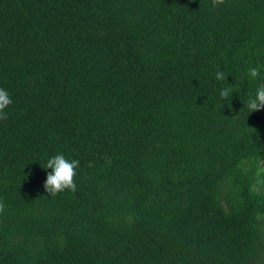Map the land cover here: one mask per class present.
I'll list each match as a JSON object with an SVG mask.
<instances>
[{
    "label": "trees",
    "instance_id": "1",
    "mask_svg": "<svg viewBox=\"0 0 264 264\" xmlns=\"http://www.w3.org/2000/svg\"><path fill=\"white\" fill-rule=\"evenodd\" d=\"M261 84L264 0H0V264H264Z\"/></svg>",
    "mask_w": 264,
    "mask_h": 264
},
{
    "label": "clouds",
    "instance_id": "2",
    "mask_svg": "<svg viewBox=\"0 0 264 264\" xmlns=\"http://www.w3.org/2000/svg\"><path fill=\"white\" fill-rule=\"evenodd\" d=\"M224 3L225 0H211L213 7H218ZM247 71L249 77L253 80L257 79L260 75V69L258 67H250ZM215 78L218 81H226L227 76L223 71H217ZM234 91L232 87H224L219 95L221 99L229 101ZM12 103L13 101L8 91L4 88H0V120H6L8 118L6 109ZM247 108L249 112L264 108V84L257 87L254 96H250L247 102ZM43 167L52 169V171L47 174L44 184L45 190L50 193L51 196H56L65 190L72 192L76 191L77 185L75 178L77 175L76 169L80 167L79 160H69L63 153H58L49 157ZM4 211L5 204L3 201H0V214L4 213Z\"/></svg>",
    "mask_w": 264,
    "mask_h": 264
}]
</instances>
